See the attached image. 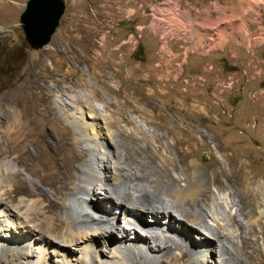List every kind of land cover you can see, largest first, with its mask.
<instances>
[{
	"label": "rangeland",
	"instance_id": "1",
	"mask_svg": "<svg viewBox=\"0 0 264 264\" xmlns=\"http://www.w3.org/2000/svg\"><path fill=\"white\" fill-rule=\"evenodd\" d=\"M27 1L0 0V53L5 54L3 58L9 57L12 70L5 73V68L0 69V102L7 106L18 98L32 107L31 119L37 130L25 134L24 126L15 129L21 136L25 134L23 141L29 152L36 154L38 146L44 143H49L52 150L58 148L56 130H67L69 135L77 131L63 122L56 99L79 104L87 113L92 105L101 103L103 108H97L100 126L106 125V131L119 141L121 149L133 152L128 158L131 163L137 164L141 158L149 168L157 167L165 176L177 179H181L182 173L193 176L194 171H199L206 181L207 194L215 193L226 206L234 199L243 208L238 213L247 225L243 232L238 230L242 233L237 238L239 247L230 244L232 255L227 264H238V257L246 264H264V0L253 2L248 12L246 8L231 9L232 15L225 18L217 17L229 13L230 0H65L60 25L52 40L41 49L29 46L22 29L20 15ZM204 22L212 28L205 29L202 37L206 39L198 45L211 41L210 45L199 48L191 39L181 38L183 32L198 34L197 26ZM160 24L163 33L154 31ZM177 25H183L185 30L178 31ZM222 26L227 31H222ZM231 30L233 40L211 62L215 43H223ZM160 49L172 53L171 57L165 56L171 63L180 62V53L186 50L187 62L177 70L153 66ZM193 55L202 59L199 69L191 63ZM230 65L237 72L227 71ZM216 68L221 79L233 78L235 85L244 82L245 86L240 89L241 95L239 90L225 94L223 105L214 100L212 72ZM196 86L205 87L209 95L198 101L191 92ZM230 97L228 105L226 100ZM234 98L235 104L245 102L241 115ZM212 104L217 105L221 115H212ZM11 115L12 108L0 109V170L7 169L5 159L18 149L6 133L13 130ZM40 128L46 135L37 144L32 139L41 134ZM30 157L25 155L28 163L33 164L36 160ZM52 160L55 166L60 161L57 157ZM17 166L31 176L25 164ZM62 175L57 170L53 185L43 184L39 189L55 200L53 190ZM254 191H259L257 197ZM261 209L260 224L251 228V217L260 214ZM121 213L118 211L124 222ZM165 213L172 218L170 212ZM142 217L146 223L152 219L147 214ZM26 227L29 228L28 223ZM106 240L101 238L99 253L86 260L87 264L113 263L112 248L104 245ZM185 244L189 248V243ZM189 250L178 263L185 264L192 258ZM72 256L81 257L82 252ZM119 260L121 264H157L159 259L121 254ZM24 261L25 257L16 258L9 252L0 264Z\"/></svg>",
	"mask_w": 264,
	"mask_h": 264
},
{
	"label": "bare ground",
	"instance_id": "2",
	"mask_svg": "<svg viewBox=\"0 0 264 264\" xmlns=\"http://www.w3.org/2000/svg\"><path fill=\"white\" fill-rule=\"evenodd\" d=\"M256 1L260 0H230V7L241 11L246 8L248 12ZM227 29L224 26L222 31ZM22 103L18 98L7 106L0 102V109L12 108L13 130L6 133L9 141L18 147L5 159L7 169L0 170V262L10 252L16 258L25 257L24 264H85L94 253H99L101 238H105L104 245L112 248L113 263L109 264H121V254L159 259L157 264H181L179 259L187 249L193 256L185 264L228 263L232 255L230 244L237 245V238L242 235L238 230L243 232L247 225L238 213L243 208L231 199L229 210L215 193L207 194L206 181L201 179L199 171H194L193 176L182 173L181 179H177L165 176L157 167L149 168L141 158L137 164L131 163L128 158L133 152L121 149L119 141L106 131V125L100 126L97 108H103L101 103L92 105L87 113L79 104L56 99L63 122L70 123L77 131H70L69 135L67 130H56L59 147L52 150L49 143H44L34 154L29 152L23 136L37 130V125L31 119L32 107L26 101ZM18 125L26 129L23 136L15 130ZM39 130L41 134L32 139L37 144L46 135L42 128ZM25 155L36 161L28 163ZM52 157L60 160L56 166ZM23 164L30 177L17 166ZM57 170L63 175L54 187L53 200L39 187L53 185ZM197 181L201 183L196 184ZM254 193L257 197L259 191ZM102 197L104 200L100 201ZM230 197L233 198L232 193ZM234 209L236 212H232ZM118 211L124 215V222ZM166 211L172 218L166 216ZM145 212L152 218L148 223L142 217ZM261 213L262 209L251 217V228L260 224ZM185 243H189V248ZM77 251L82 252L81 257L72 256ZM235 260L246 264L240 257Z\"/></svg>",
	"mask_w": 264,
	"mask_h": 264
},
{
	"label": "crops",
	"instance_id": "3",
	"mask_svg": "<svg viewBox=\"0 0 264 264\" xmlns=\"http://www.w3.org/2000/svg\"><path fill=\"white\" fill-rule=\"evenodd\" d=\"M229 7V9H230V11H229V13H228V11H227V15H224V14H222V13H220V15L217 17V18H219L221 15L224 17V16H229V14L230 15H232V12H231V8H230V6H228ZM212 16H214V15H212ZM225 18V17H224ZM151 24H152V22H151ZM183 26V25H182ZM181 25H177V30L178 31H183V30H185L183 27H182ZM197 28H198V34H196V33H194V32H191L189 35H188V33L187 32H183L182 33V36H181V38L182 39H184V41H189L190 39V41L191 42H193V45L194 46H197V47H199V48H201V47H204L205 45L207 46V45H210V43H211V41L210 42H208V43H206L205 45L203 44L202 46H200V45H198L199 43V41L200 40H203V39H206V38H203L202 37V35H205L206 34V30L205 29H207V28H212V26H211V24L209 23V22H204V23H201V24H199L198 26H197ZM195 29V31H196V28H194ZM154 31L155 32H158V33H163L164 32V28H163V25H159V27L158 28H156V27H154ZM201 36H200V35ZM233 40V37H232V35H231V33L225 38V41L222 43V41H220V43L219 42H216L215 43V45H214V43L212 44V45H214V49H213V56L211 55L210 57H209V59L211 60V62H215L214 60H216L217 59V57L222 53V52H225V50H226V47L228 46V44L229 43H231V41ZM240 41L242 40L241 38L239 39ZM159 52V51H158ZM156 53V56H155V63H153V66H158V67H160V69H164V70H167V69H171V70H177V69H179V66L181 65V64H184L185 62H187V53H186V50H184L183 51V53L181 52L180 54L182 55V58L180 59V62H169L168 61V59H166L165 58V56H167V57H171V54L172 53H167L166 51H163V50H161L160 49V52L159 53ZM159 54H160V56H159ZM231 55V54H230ZM158 56V57H157ZM201 57L200 56H198V55H193L192 56V60H191V63H192V65L196 68V69H199L200 67H201ZM189 62V61H188ZM215 68V67H214ZM236 71V69L234 68H232V65H230L228 68H227V71H229V72H231V71ZM220 71V70H219ZM218 70H217V68H216V70L215 71H213L212 72V77H217V78H219L220 80H222L221 79V77H219L218 75V72H219ZM237 72V71H236ZM231 75V74H230ZM229 76V75H228ZM225 80V79H224ZM242 82V81H241ZM244 84V82L243 83H239V84H237V85H235L234 86V89H233V91L232 92H234V94H235V92L236 91H238L239 90V92H240V95H241V91H240V89L241 88H243V87H245V86H242ZM238 86V87H237ZM187 89V88H186ZM187 91H189V89H187ZM191 92H192V94H195L196 95V98H198L199 100L198 101H201V100H203L202 99V96L204 95V96H208L209 95V93H208V91H207V89L205 88V87H202V86H196V87H192V89H191ZM231 92V93H232ZM242 93H244V92H242ZM203 96V97H204ZM230 99H231V97L229 98V100H227V104L228 105H230ZM207 100V99H206ZM233 102H234V105H236V108H237V113L239 114V115H241L240 113H242L243 112V106H244V101L243 100H240L237 104H235V98H234V100H233ZM205 103H207V105H208V101H206ZM214 104V103H213ZM210 105V106H212V108H213V113H212V115H214L215 117L216 116H219V115H221L220 113H221V111H220V109L218 110V108L216 107L217 105ZM207 105H206V108H207ZM240 117H242V116H240Z\"/></svg>",
	"mask_w": 264,
	"mask_h": 264
},
{
	"label": "water",
	"instance_id": "4",
	"mask_svg": "<svg viewBox=\"0 0 264 264\" xmlns=\"http://www.w3.org/2000/svg\"><path fill=\"white\" fill-rule=\"evenodd\" d=\"M66 10L65 0H28L20 15L22 29L29 46H46L60 25Z\"/></svg>",
	"mask_w": 264,
	"mask_h": 264
},
{
	"label": "built area",
	"instance_id": "5",
	"mask_svg": "<svg viewBox=\"0 0 264 264\" xmlns=\"http://www.w3.org/2000/svg\"><path fill=\"white\" fill-rule=\"evenodd\" d=\"M200 80L205 81L203 77H200ZM213 82H214L213 85L215 86L214 90L216 91L214 93V100H216V102L223 105V101H224L223 96L233 91L235 86V80L233 78H230L228 80H224V79L220 80L219 78L215 77V80ZM201 85L205 86V84H201Z\"/></svg>",
	"mask_w": 264,
	"mask_h": 264
},
{
	"label": "trees",
	"instance_id": "6",
	"mask_svg": "<svg viewBox=\"0 0 264 264\" xmlns=\"http://www.w3.org/2000/svg\"><path fill=\"white\" fill-rule=\"evenodd\" d=\"M3 56H5V54L0 53V69L5 68V73L12 71L11 68L9 67V62H10L9 57L3 58Z\"/></svg>",
	"mask_w": 264,
	"mask_h": 264
}]
</instances>
